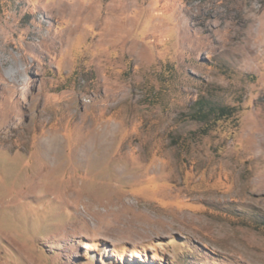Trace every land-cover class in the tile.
Segmentation results:
<instances>
[{"label":"rangeland","instance_id":"1","mask_svg":"<svg viewBox=\"0 0 264 264\" xmlns=\"http://www.w3.org/2000/svg\"><path fill=\"white\" fill-rule=\"evenodd\" d=\"M0 264H264V0H0Z\"/></svg>","mask_w":264,"mask_h":264},{"label":"trees","instance_id":"2","mask_svg":"<svg viewBox=\"0 0 264 264\" xmlns=\"http://www.w3.org/2000/svg\"><path fill=\"white\" fill-rule=\"evenodd\" d=\"M198 103L200 104V100L197 101V104ZM203 106H204V103L203 104L201 103V107L200 106L198 107L197 113H198L201 120L206 121L209 117V113L211 112L212 108L210 106V108L208 110H203ZM213 111L216 112V114H214V115L217 118H219V116H221V115H228L231 112L230 108L227 106L215 107L214 109H212V112ZM213 120H216V118H214Z\"/></svg>","mask_w":264,"mask_h":264},{"label":"bare ground","instance_id":"3","mask_svg":"<svg viewBox=\"0 0 264 264\" xmlns=\"http://www.w3.org/2000/svg\"><path fill=\"white\" fill-rule=\"evenodd\" d=\"M54 146V145H53ZM54 148V147H53ZM48 149V148H47Z\"/></svg>","mask_w":264,"mask_h":264}]
</instances>
